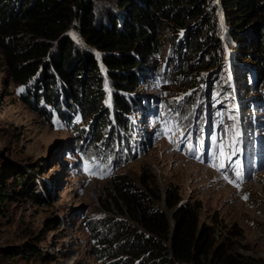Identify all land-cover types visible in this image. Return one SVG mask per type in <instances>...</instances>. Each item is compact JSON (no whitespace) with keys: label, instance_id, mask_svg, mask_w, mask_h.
Returning <instances> with one entry per match:
<instances>
[{"label":"rangeland","instance_id":"374dc122","mask_svg":"<svg viewBox=\"0 0 264 264\" xmlns=\"http://www.w3.org/2000/svg\"><path fill=\"white\" fill-rule=\"evenodd\" d=\"M215 10L218 22L213 28L224 38L213 65L189 72L184 65L189 50L183 39L180 42L184 29L179 33L173 22H164L158 34L159 51L145 58L133 91L136 99L150 101V105L138 104L128 116L136 132L108 115L111 130L132 133L126 135L125 149L136 145V150L128 158L121 145L111 147L116 149L113 159L102 143L96 145L91 122L98 126L99 120L94 115L68 110L67 119L54 113L49 119L38 107L45 108V102L39 100L35 108L23 101L22 86L12 82L0 48V186L11 192L9 198L0 199V264H105L115 259L96 254L95 249L105 244L90 226L122 217L112 202L111 211L103 206L117 172L127 174L138 186L142 175H153L162 196L154 206L169 215L173 209L164 202L165 190L177 189L182 201L198 203L200 222L215 228L217 242L227 253L249 264H264V81L254 86L248 82L246 91L235 79L240 75L235 66L242 71L244 58L236 61V51L225 40L219 0ZM90 51L97 56L98 51L92 47ZM104 86L102 102L111 107L107 81ZM59 99L64 108L69 107L68 99ZM205 132L207 144L211 139L210 152L204 158L198 149L201 162L189 153L187 142L199 141L201 147ZM182 133L186 143L181 142ZM245 140L250 146L243 152L250 156L247 174L237 180L236 172H242L239 165L232 162L228 169L218 170L228 157L221 161L219 151L209 157L218 147L235 152L241 165ZM256 140L261 144L259 159L252 148ZM20 175L41 193L40 198L20 192ZM118 257L125 255L121 252Z\"/></svg>","mask_w":264,"mask_h":264},{"label":"trees","instance_id":"16d2710c","mask_svg":"<svg viewBox=\"0 0 264 264\" xmlns=\"http://www.w3.org/2000/svg\"><path fill=\"white\" fill-rule=\"evenodd\" d=\"M219 2L225 40L236 51V61L244 58L242 71L235 66L240 74L235 79L248 91V82L254 86L264 81V0ZM217 6L218 0H0L1 54L12 82L22 86L23 101L35 108L39 100L45 102V108L38 107L49 119L53 113L67 119L68 110L94 115L99 120L98 126L91 122L96 145L102 143L112 159L116 149L111 147L121 145L128 158L136 150V145L125 149L131 132L111 130L108 115L112 113L122 128L136 130L128 116L138 104L150 101L136 99L133 91L145 58L159 51L164 22H173L179 33L184 29L180 42L183 39L189 50L184 59L189 72L213 65L224 38L213 28ZM104 81L110 87L111 107L102 102ZM59 97L68 99L69 107L64 108ZM21 176L20 192L40 198ZM154 182L153 175H142L138 186L125 173L113 174L109 201L103 206L111 211L112 202L122 217L90 226L105 244L96 254L117 256L105 264H249L227 253L217 242L215 228L200 222L198 203L182 201L177 189L165 190L170 215L155 207L154 200L162 196ZM10 196L0 186V199ZM121 252L124 258L118 257Z\"/></svg>","mask_w":264,"mask_h":264},{"label":"snow or ice","instance_id":"6c2138e0","mask_svg":"<svg viewBox=\"0 0 264 264\" xmlns=\"http://www.w3.org/2000/svg\"><path fill=\"white\" fill-rule=\"evenodd\" d=\"M20 91H23V89H20ZM77 120H79V117H77ZM181 135H182V137H183V133H182ZM187 141H188V138H187V137H183L181 142H185V143H186ZM199 147H200V143H199V141H198L196 145H193L191 148H189V153H190L194 158L201 160V162H204L203 159H201V157H200L199 155H197V152H198ZM221 155H223V152H222V151H221ZM232 155H235V152H233ZM209 159L211 160L212 157L210 156ZM229 159H230V158H229ZM235 163H236L237 165H239V161H236ZM211 166H212V167H217V165H216L215 163H212ZM230 166H231V165H229V167H230ZM225 167H226V166H225L224 164H220V165L218 166V170H219L220 168H225ZM223 178H224L225 180H228L230 183H235V181L230 180L229 177H228L227 175H224ZM236 178H237V180H240V179H243V176H242V174H241L240 172H236ZM236 187H239V184H238V183L236 184ZM246 198H247V197H245V199H246Z\"/></svg>","mask_w":264,"mask_h":264},{"label":"bare ground","instance_id":"6f19581e","mask_svg":"<svg viewBox=\"0 0 264 264\" xmlns=\"http://www.w3.org/2000/svg\"><path fill=\"white\" fill-rule=\"evenodd\" d=\"M245 142H246V143H243V144H242V152H244L245 149H247V148L249 149V148H250V146H248L249 144L247 143V140H245ZM252 145H253V144H252ZM260 145H261V144H259V147H260ZM244 155H245V157H246L247 159L250 158V156H247L246 154H244ZM225 168L228 169L227 167H225Z\"/></svg>","mask_w":264,"mask_h":264}]
</instances>
